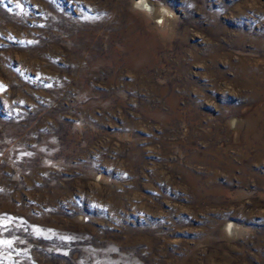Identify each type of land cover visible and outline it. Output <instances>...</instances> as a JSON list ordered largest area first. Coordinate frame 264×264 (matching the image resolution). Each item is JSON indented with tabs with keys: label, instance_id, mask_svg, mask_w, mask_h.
Listing matches in <instances>:
<instances>
[{
	"label": "rangeland",
	"instance_id": "374dc122",
	"mask_svg": "<svg viewBox=\"0 0 264 264\" xmlns=\"http://www.w3.org/2000/svg\"><path fill=\"white\" fill-rule=\"evenodd\" d=\"M139 1L0 0V264H264V0Z\"/></svg>",
	"mask_w": 264,
	"mask_h": 264
},
{
	"label": "bare ground",
	"instance_id": "6f19581e",
	"mask_svg": "<svg viewBox=\"0 0 264 264\" xmlns=\"http://www.w3.org/2000/svg\"><path fill=\"white\" fill-rule=\"evenodd\" d=\"M139 1V0H138ZM140 2V1H139ZM142 2V4H143V7H145L146 8V11H147V13H149L150 15H152V13L154 12V10H153V8L151 7H149L150 5H147V4H144V0H142L141 1ZM233 227V226H232Z\"/></svg>",
	"mask_w": 264,
	"mask_h": 264
}]
</instances>
